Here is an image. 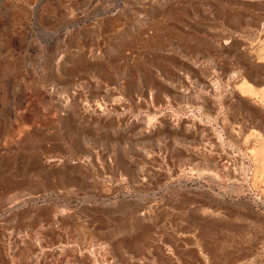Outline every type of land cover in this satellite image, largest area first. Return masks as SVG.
<instances>
[{"label": "rangeland", "instance_id": "374dc122", "mask_svg": "<svg viewBox=\"0 0 264 264\" xmlns=\"http://www.w3.org/2000/svg\"><path fill=\"white\" fill-rule=\"evenodd\" d=\"M263 23L0 0V264H264Z\"/></svg>", "mask_w": 264, "mask_h": 264}, {"label": "bare ground", "instance_id": "6f19581e", "mask_svg": "<svg viewBox=\"0 0 264 264\" xmlns=\"http://www.w3.org/2000/svg\"><path fill=\"white\" fill-rule=\"evenodd\" d=\"M212 2V1H211ZM193 5V4H192ZM234 13H236V11H233ZM241 12V11H240ZM232 13V12H231ZM231 13H229V14H231ZM244 13V12H243ZM249 14V13H248ZM250 16V15H249ZM262 16V15H261ZM260 16V17H261ZM252 17V16H251ZM261 19V18H260ZM261 23V22H260ZM238 26V25H237ZM262 26H264V23H263V25ZM244 27V26H243ZM251 29H253V28H251ZM239 30H241V29H239ZM244 30V29H243ZM248 30V29H247ZM59 31V29L58 30H56V32H53L52 34H55V33H57ZM249 31V30H248ZM254 32V31H253ZM244 33V32H243ZM259 33V32H258ZM247 34V33H246ZM258 35H260V33L258 34ZM262 35V34H261ZM263 40V39H262ZM257 51V50H256ZM259 53V52H258ZM3 122V121H2ZM1 123V122H0ZM3 124V123H2ZM2 126V125H1ZM5 127V126H4ZM2 133V132H1ZM224 167V166H223ZM1 168V167H0Z\"/></svg>", "mask_w": 264, "mask_h": 264}]
</instances>
